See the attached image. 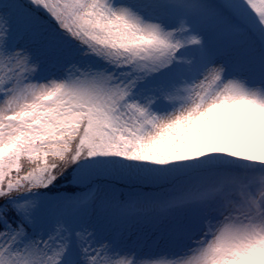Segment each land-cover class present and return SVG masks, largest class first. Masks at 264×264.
Instances as JSON below:
<instances>
[{
  "label": "snow or ice",
  "instance_id": "obj_1",
  "mask_svg": "<svg viewBox=\"0 0 264 264\" xmlns=\"http://www.w3.org/2000/svg\"><path fill=\"white\" fill-rule=\"evenodd\" d=\"M0 264H264V0H0Z\"/></svg>",
  "mask_w": 264,
  "mask_h": 264
}]
</instances>
